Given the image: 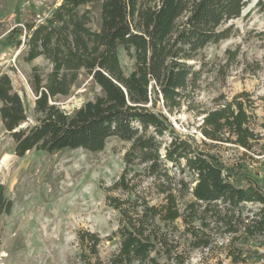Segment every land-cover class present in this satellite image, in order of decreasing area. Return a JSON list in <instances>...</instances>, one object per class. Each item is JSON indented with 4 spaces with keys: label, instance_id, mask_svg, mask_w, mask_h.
Masks as SVG:
<instances>
[{
    "label": "trees",
    "instance_id": "trees-1",
    "mask_svg": "<svg viewBox=\"0 0 264 264\" xmlns=\"http://www.w3.org/2000/svg\"><path fill=\"white\" fill-rule=\"evenodd\" d=\"M93 2L102 4L98 31L88 26L87 13L77 12ZM251 3L63 0L29 36L26 60L43 56L53 64L45 79L33 76L35 112L41 118L32 127L19 129L27 122L22 98L13 91L7 74L0 77V116L18 157L35 148L100 153L112 137L131 143L122 174L107 190L108 205L119 215V228L113 234L119 248L104 261L99 234L81 231L84 264H161V259L184 264L192 250L209 248L211 223L231 235L240 230L250 237L264 234V190L256 184L239 185L230 168L191 135L176 133L167 115L156 111L160 103L170 114L182 108L199 87L200 71L190 62L197 61L208 45L228 40L232 28L225 26L239 19ZM256 6L264 11V0H257ZM259 35L264 51V32ZM120 48L135 60L129 75L120 64ZM227 55L233 58L235 53L228 50ZM81 70L92 77L102 95L68 113L53 101L70 93ZM246 98L247 93L238 94L201 113L204 145L210 141L253 151L264 139L254 128L255 106L242 100ZM260 100L264 108V97ZM249 204L258 208L243 216ZM11 205L0 184V216ZM183 239L190 241L189 248H181Z\"/></svg>",
    "mask_w": 264,
    "mask_h": 264
},
{
    "label": "rangeland",
    "instance_id": "rangeland-1",
    "mask_svg": "<svg viewBox=\"0 0 264 264\" xmlns=\"http://www.w3.org/2000/svg\"><path fill=\"white\" fill-rule=\"evenodd\" d=\"M62 3L63 0H0V77L7 74L13 91L22 98L27 122L19 129L32 127L41 118L35 112L33 76L39 74L45 79L53 70V64L43 56L26 60L31 30L45 24ZM256 3L252 0L239 19L225 26L232 28L228 40L208 45L197 61L190 62L194 70L200 71L199 87L182 108L170 114L160 103L156 111L167 115L176 133L191 135L202 149L230 168L239 185L256 184L264 190V139L253 151H246L231 144L211 145L208 141L204 145L200 130L202 112L214 109L218 101H230L247 93L248 98L242 100L255 106L254 128L264 136L260 100L264 97V51L259 35L264 32V11ZM101 6V2H93L77 9L79 14L87 13L88 26L94 31L101 28ZM228 50L235 53L233 58L227 55ZM118 54L124 73L131 74L135 60L123 48ZM101 95L92 77L81 70L70 93L56 97L53 103L73 113ZM130 146L112 137L100 153L35 148L18 157L15 141L0 116V184L12 204L10 211L0 216V264H84L81 231L99 234L100 258L108 260L119 248V239L113 237L119 228V215L108 205L107 190L122 174L124 155ZM183 176L189 179L187 174ZM257 208L258 205H246L243 216L253 215ZM208 231L213 234L209 248L192 250L184 264H264V234L250 237L240 230L231 235L214 223ZM189 243L183 239L181 248H189ZM160 263L174 264L163 259Z\"/></svg>",
    "mask_w": 264,
    "mask_h": 264
}]
</instances>
